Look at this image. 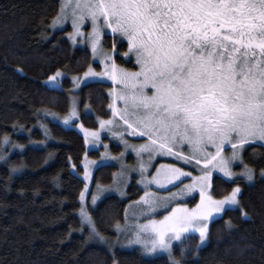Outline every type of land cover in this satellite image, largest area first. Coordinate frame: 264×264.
Instances as JSON below:
<instances>
[{"label": "snow or ice", "instance_id": "snow-or-ice-1", "mask_svg": "<svg viewBox=\"0 0 264 264\" xmlns=\"http://www.w3.org/2000/svg\"><path fill=\"white\" fill-rule=\"evenodd\" d=\"M69 20L68 38L74 44L86 41L93 63L103 64L97 72L90 63L73 80L108 77L113 83L112 117L99 119L100 128L122 122L126 131L147 138L137 146L121 137L140 158L144 190L130 202L131 210L125 207L124 224L115 227L123 229L125 243L139 244L149 254L165 251L172 264H181L173 256V242L181 245L183 256V245L194 233L200 242L207 241L210 220L236 208L249 215L240 205V184L233 182L253 179L241 149L254 142L264 145V0H61L51 26ZM109 32L114 38L111 50L102 41ZM116 40L127 42L123 56L130 63L134 57L133 68L116 63ZM62 75L57 68L47 80L59 86ZM77 115L70 108L64 123ZM83 131L86 142L88 137L99 140L100 129ZM2 139L9 142L7 136ZM157 153L175 156L185 167L152 165L155 171L147 175ZM237 162L239 172L234 171ZM103 166V161L97 165ZM188 166L191 171H186ZM135 167L120 173V183ZM84 175L89 176L87 165ZM217 182L233 186L218 194ZM80 216L90 236L105 239L83 204ZM226 224L231 226L230 220Z\"/></svg>", "mask_w": 264, "mask_h": 264}, {"label": "trees", "instance_id": "trees-1", "mask_svg": "<svg viewBox=\"0 0 264 264\" xmlns=\"http://www.w3.org/2000/svg\"><path fill=\"white\" fill-rule=\"evenodd\" d=\"M60 3L0 0V264H112L113 259L117 264H172L166 257L146 258L136 250L109 251L90 245L81 231L78 212L84 182L72 168L82 173L84 140L53 118L68 114L70 97L75 96L79 122L96 129V120L109 116L112 87L91 82L74 92L71 78L83 75L90 63L96 70L100 67L87 47L70 42L68 29H52ZM102 41L111 50L113 36L104 35ZM115 42L116 63L133 68L134 59L130 63L123 56L126 43ZM57 68L64 75L60 88L47 87V77ZM86 105L91 113L83 112ZM118 149L115 146L113 151ZM242 157L256 175L264 169V146L249 145ZM116 170L113 164L98 167L91 190L110 185ZM233 183L240 184V205L249 215L242 216L237 208L211 221L203 246L192 236L183 245V256L181 246L175 248L174 257L181 264H264V179ZM231 186L217 182V193ZM141 193L131 182L124 199L108 195L89 207L97 231L112 238L116 223L123 222L126 205ZM229 220L231 226L226 224Z\"/></svg>", "mask_w": 264, "mask_h": 264}, {"label": "rangeland", "instance_id": "rangeland-1", "mask_svg": "<svg viewBox=\"0 0 264 264\" xmlns=\"http://www.w3.org/2000/svg\"><path fill=\"white\" fill-rule=\"evenodd\" d=\"M91 25L90 23L87 25L86 28H84L85 33L87 32L88 28H90ZM52 29L54 30H60V29H68L69 32L72 31V27H71V22L70 20L68 22H66V25H58L55 28L52 27ZM68 32V33H69ZM110 34V32H109ZM111 35V34H110ZM103 37V36H102ZM68 38V35H67ZM69 39V38H68ZM70 40V39H69ZM70 42L77 47H87L91 53V48L89 47V45L87 44V42L85 41V43H73L71 40ZM126 46H127V42L125 41ZM134 59V57H133ZM92 61H93V57H92ZM95 63H97L99 65V70H96L97 72L101 71V69L103 68V64L99 63V60H97ZM83 76V75H81ZM64 77V75L58 77V80L61 81V79ZM88 78L79 80V81H74L73 78H71L73 84H74V92H76L79 87H81L82 85H85L87 83H91V82H101V83H108L111 85V87H113V83L112 81L108 78V77H95L92 80H90L89 82H85V80H87ZM45 85L47 87L50 88H60V83L59 86L53 84L52 82H49L48 80L45 82ZM72 96L70 97V108H75V110L77 111L78 115L77 117H71L70 121L65 124L63 118L58 117V118H53V121L60 124L62 127L64 128H68V129H74L75 131H77L83 138L84 140V145H85V153L83 155L82 161H81V168H82V173H78L77 170L75 168H72V172L77 175L79 178H81L84 182V199L81 200L80 199V203L81 205L83 204L85 206V208L88 210V208H94L97 203L102 200L105 196L108 195H115L117 197H119L120 199H124L126 197V188L131 184V182H134L138 188L142 191L143 193V185L139 183L141 176H140V172H139V162H140V158L136 156L135 152L132 151L131 148H126L124 143L122 142L121 137L123 138V140H127L129 142V144H133V145H137L139 146L140 144L144 143L145 140L147 139L146 137H142V135L140 133H136L133 134L131 131H126L125 130V126H122V122L119 123H114L112 125H108L107 127L104 128H100V124H99V119H97V128L96 129H100V137L98 141H94L92 137H88V140L86 142L85 139V133L83 131L84 127H80V125H82L79 122V117H80V110H79V104L74 96V98H72ZM112 102L111 100V96L109 94V104ZM117 107H122V105L117 102ZM84 113H91L90 109L87 107L83 110ZM108 118L112 117V112L109 109V105H108ZM114 121H118V117H114L113 118ZM109 128H111V131H109ZM89 129V128H88ZM116 132L121 133L120 136L115 135ZM252 144H258L261 146L262 145L260 142H254L251 143ZM118 147V151L115 153L113 151V148ZM249 145H246L243 149H241V156H243V152L245 151L246 148H248ZM180 148H177V151H179ZM227 151H230V147L228 149H226ZM185 151H187V149H185ZM145 161L147 162V154L142 153ZM94 161L95 163H89ZM103 161L104 165H109V164H113L117 167V170L114 174H116V179L112 181V183L110 185H106V186H97L95 187V189H92V181H93V174L94 171L98 168L97 165H99L101 162ZM245 163V162H244ZM162 164H175L177 167H185V163L183 161H180L177 159V157L175 156H169L166 154H161V153H157L155 156V159L151 162V164L149 165V171L147 173V175H151L152 172L155 171V167H153L152 165H162ZM87 165V169L89 172V176L87 178H85V166ZM132 165H136L135 169H133L132 171L128 172L127 175V180L125 183H120V173L122 171H124V169L131 167ZM240 165L237 162L236 164H234V171L239 172L240 170ZM192 168L191 166H188L186 168V171H191ZM194 175L196 173H193ZM244 180L247 183H253L256 179H264V175L260 173H258L257 175L253 172V179L251 181H248L244 178H239ZM187 182V181H185ZM85 185H87V188H85ZM180 185H177V187H179ZM155 190V188H154ZM172 189H169V191H171ZM141 193V194H142ZM96 196V200L95 203H93V196ZM197 199H198V195H197ZM126 206H129V210L130 209V203H128ZM237 209V208H236ZM163 213H161L162 215ZM223 214V213H222ZM222 214L219 216L221 217ZM78 216L81 220V216H80V210L78 212ZM124 217H125V213H124ZM124 217H123V222L121 223V225L124 224ZM217 217V218H219ZM215 218V219H217ZM210 220L209 224L211 223ZM81 227L82 230L84 231L86 234V240L88 241V244L90 245H100L103 246L104 248H106L109 251L115 250V249H119V250H124V251H132V250H136L138 251L140 254H142L144 257L146 258H155V257H166L171 263L172 261L169 259V255L167 252L165 251H157L156 253H145L142 250V246L139 244H127L124 241H126L127 236L124 233L123 229H121L120 231L117 230L116 227H114V236L112 238H105V239H99V238H95L93 236H90L89 234V228L87 226L86 223L82 224L81 223ZM193 236H197L199 238V234L198 233H194ZM174 243V248H173V256H174V250L177 247H180L181 245L178 244V242H173ZM206 242H200L198 243L199 247L203 246ZM186 250V248H185Z\"/></svg>", "mask_w": 264, "mask_h": 264}]
</instances>
